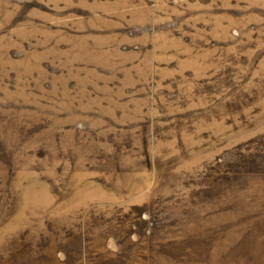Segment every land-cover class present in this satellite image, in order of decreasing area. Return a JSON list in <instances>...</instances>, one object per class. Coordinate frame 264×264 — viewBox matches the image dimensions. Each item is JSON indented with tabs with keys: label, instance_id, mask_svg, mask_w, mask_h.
I'll return each instance as SVG.
<instances>
[{
	"label": "rangeland",
	"instance_id": "374dc122",
	"mask_svg": "<svg viewBox=\"0 0 264 264\" xmlns=\"http://www.w3.org/2000/svg\"><path fill=\"white\" fill-rule=\"evenodd\" d=\"M0 264H264V0H0Z\"/></svg>",
	"mask_w": 264,
	"mask_h": 264
}]
</instances>
